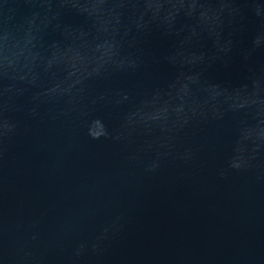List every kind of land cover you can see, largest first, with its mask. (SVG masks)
Wrapping results in <instances>:
<instances>
[{"label": "water", "instance_id": "obj_1", "mask_svg": "<svg viewBox=\"0 0 264 264\" xmlns=\"http://www.w3.org/2000/svg\"><path fill=\"white\" fill-rule=\"evenodd\" d=\"M0 264H264V0H0Z\"/></svg>", "mask_w": 264, "mask_h": 264}]
</instances>
